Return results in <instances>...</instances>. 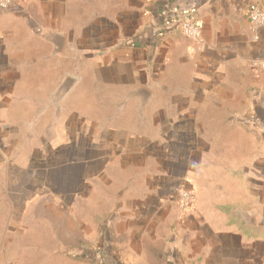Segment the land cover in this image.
<instances>
[{
  "label": "crops",
  "instance_id": "crops-1",
  "mask_svg": "<svg viewBox=\"0 0 264 264\" xmlns=\"http://www.w3.org/2000/svg\"><path fill=\"white\" fill-rule=\"evenodd\" d=\"M252 1L264 4L22 0L0 12V174L21 186L0 209L19 215L0 235L21 246L11 259L264 264V29L253 38ZM188 11L198 40L175 24ZM101 243V260L68 253Z\"/></svg>",
  "mask_w": 264,
  "mask_h": 264
},
{
  "label": "built area",
  "instance_id": "built-area-1",
  "mask_svg": "<svg viewBox=\"0 0 264 264\" xmlns=\"http://www.w3.org/2000/svg\"><path fill=\"white\" fill-rule=\"evenodd\" d=\"M22 0H0V12L18 10ZM246 16L253 33V38L257 39L260 29H264V4L252 1L246 9ZM175 24L179 30L188 38L193 40L200 39L201 23L192 12H184L176 19ZM255 66L264 70V63L255 61ZM178 200L182 209L189 208L194 202V195L188 188H182L178 193Z\"/></svg>",
  "mask_w": 264,
  "mask_h": 264
},
{
  "label": "rangeland",
  "instance_id": "rangeland-1",
  "mask_svg": "<svg viewBox=\"0 0 264 264\" xmlns=\"http://www.w3.org/2000/svg\"><path fill=\"white\" fill-rule=\"evenodd\" d=\"M2 172H4V168L2 169V167L0 166V173ZM19 174L20 172L18 170L14 172V175H19ZM11 188L13 190H19L21 189V186H19L18 182H6L5 183L4 177L0 174V209H3L6 205H8V201H10L11 199L9 196H6L5 189L10 190L14 194V191H12ZM17 194H18L17 198L15 197L13 199V204L16 206H19L21 204V198L19 197V193ZM53 216L54 215L52 213L46 214V218L50 220L53 219ZM7 217L9 218V220L6 219V215L4 214V212L0 213V235L1 237H4V227H6L8 223L9 225H12L11 222L20 223L18 214H14V215L10 214ZM9 231L13 239H15L18 236L17 235L18 230H9ZM10 244L11 243L9 244L1 243L0 244V259H1L0 264H20L19 258L17 259V261H15V256L11 259V255H15L19 251L21 246L18 247V246H14ZM93 247L95 249L87 248V247L85 248L84 246L83 247L77 246L75 248L71 247L68 253L71 255L85 256V257L94 258V259L95 258L102 259L99 253L102 252L100 251V247L103 248V244L101 243L100 246L94 245Z\"/></svg>",
  "mask_w": 264,
  "mask_h": 264
},
{
  "label": "trees",
  "instance_id": "trees-1",
  "mask_svg": "<svg viewBox=\"0 0 264 264\" xmlns=\"http://www.w3.org/2000/svg\"><path fill=\"white\" fill-rule=\"evenodd\" d=\"M98 252H99V251H98ZM99 254H100V256L102 257V254H103V253L100 252ZM104 254H105V253H104ZM81 257H82V259L89 260V259H86V258H89V257H85V256H81ZM100 260H101V259H100Z\"/></svg>",
  "mask_w": 264,
  "mask_h": 264
}]
</instances>
